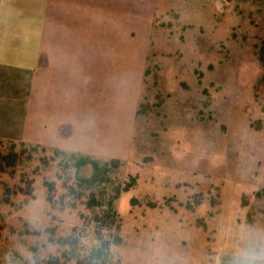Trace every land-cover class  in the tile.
Segmentation results:
<instances>
[{
    "label": "rangeland",
    "instance_id": "1",
    "mask_svg": "<svg viewBox=\"0 0 264 264\" xmlns=\"http://www.w3.org/2000/svg\"><path fill=\"white\" fill-rule=\"evenodd\" d=\"M117 24L110 96L84 120L91 147L106 150L95 156L121 161L116 182H137L116 202L124 242L108 264L264 259V129L256 130L264 127V11L233 0H141ZM85 147L64 151L86 155ZM56 149L2 146L22 160L0 173V264H77L52 241L75 227L84 253L96 246L94 226L80 220L90 212L61 203L93 169L78 173ZM46 183L56 185L52 203ZM8 187L18 193L10 205Z\"/></svg>",
    "mask_w": 264,
    "mask_h": 264
},
{
    "label": "crops",
    "instance_id": "2",
    "mask_svg": "<svg viewBox=\"0 0 264 264\" xmlns=\"http://www.w3.org/2000/svg\"><path fill=\"white\" fill-rule=\"evenodd\" d=\"M140 1L0 0V141L69 152L83 145V154L101 160L95 155L106 150L91 147L84 120L110 96L117 20ZM233 2L264 10V0ZM93 137L105 143L103 131ZM249 259L264 264L245 256L220 264Z\"/></svg>",
    "mask_w": 264,
    "mask_h": 264
},
{
    "label": "trees",
    "instance_id": "3",
    "mask_svg": "<svg viewBox=\"0 0 264 264\" xmlns=\"http://www.w3.org/2000/svg\"><path fill=\"white\" fill-rule=\"evenodd\" d=\"M259 10L264 11L263 9ZM258 56L264 67V46L259 50ZM263 129L264 127L260 122L256 130L262 131ZM4 143L0 141V173L5 174L11 169L13 174L18 164L21 163L22 156L15 152L3 153L2 146ZM9 143L16 147L15 143ZM55 153L60 157L68 158L70 160L68 166H71L78 173L88 166L93 169L90 178H78L74 186L67 188V193L62 197L61 203L64 208L78 210L79 207H85L90 212V217L81 214L80 220L84 227L82 229H87L89 224L94 226L96 246L92 247L88 253H84V248L81 245L84 236H82L83 232L79 227H75L69 236L60 237L57 240L52 239V241L63 251L64 262L108 264L112 247L120 246L124 242L121 234L122 219L116 210V202L123 193L135 188L137 182L132 179V182L124 186L116 182L114 176L122 166L120 160L103 163L89 155L71 154L59 149H56ZM46 187L49 191V202L52 203L56 185L55 183H46ZM15 194L18 193H13L12 189L8 187L3 198L5 204L10 205ZM20 195L30 200L33 197V190L24 192L23 189H20ZM66 199H68V204H64ZM47 231L51 235L55 233L54 229ZM70 256H72L71 260H67ZM50 264H60V259L52 257Z\"/></svg>",
    "mask_w": 264,
    "mask_h": 264
},
{
    "label": "clouds",
    "instance_id": "4",
    "mask_svg": "<svg viewBox=\"0 0 264 264\" xmlns=\"http://www.w3.org/2000/svg\"><path fill=\"white\" fill-rule=\"evenodd\" d=\"M244 264H254V261L249 259V260L245 261Z\"/></svg>",
    "mask_w": 264,
    "mask_h": 264
}]
</instances>
